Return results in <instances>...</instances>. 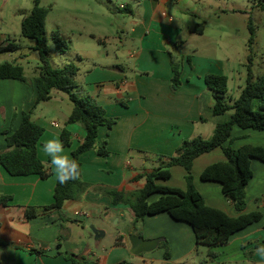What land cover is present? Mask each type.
Wrapping results in <instances>:
<instances>
[{
  "label": "crops",
  "instance_id": "0c3cea01",
  "mask_svg": "<svg viewBox=\"0 0 264 264\" xmlns=\"http://www.w3.org/2000/svg\"><path fill=\"white\" fill-rule=\"evenodd\" d=\"M0 1L2 6L9 2ZM134 1L138 6L137 10L131 4H126L123 8L132 17L137 18L130 22L132 26L129 32L123 29L125 40L121 42L119 53L115 52L118 55L102 57L85 71L75 63L79 67L76 77L78 93L89 95L98 105L105 108L109 117L116 118L112 129L104 126L99 128L98 145L106 143L109 155L100 156L93 150L81 155L82 179L90 188L79 200L65 203L63 216L66 220L63 221L53 213L45 218L27 221L24 217V207L45 206L54 202L57 181L52 167L45 162L48 158L41 150L43 142L53 138L62 142V130L68 129L71 133V145L64 146V149L71 158L72 152L86 135L81 124H67L73 106H68V112L56 111L54 116L45 112L38 113L41 104L62 102L65 98L62 96L69 98L67 94L53 91L49 101L40 103L33 110L31 118L45 129L39 140L37 153L50 171V176L47 179H42L37 174L13 176L0 167V194L11 196L8 206L0 208V241L5 243L0 245V264H76L65 257L67 253L86 258L87 261L82 264H118L122 261L130 264H172L184 261L185 257L198 250L199 245L189 224L176 221L167 213H161L147 216L134 226V214L128 205H114L111 197L96 189L123 188L128 191L127 183L144 181L145 184L144 179L135 181L134 178L157 167L161 157L164 159L175 155L184 140L197 136L210 138L217 124L230 119L231 112L214 115L213 93L205 83L207 74H222L228 77L227 97L231 101L240 96L243 86L240 87V83H236L237 79L233 77L228 58L227 61H222L204 56L201 48L204 42L201 39L207 37L206 29L202 25L206 22L201 24V16L182 9L183 0ZM176 7L178 9L174 15L172 11ZM1 36L6 37V34ZM128 39L137 46L126 47ZM3 44L6 42L0 45ZM217 47L227 54L221 43H217ZM120 52L124 55L120 56ZM79 59L85 60L87 57L79 54ZM180 60L183 63L182 85L173 91L172 63ZM2 63L4 62H0ZM12 63L24 68L30 84L13 79L0 81V154L7 150L2 132L8 126L9 131H14L20 126L23 112L33 107L37 96L32 83L40 64L27 75L26 65L28 66L29 62L26 61V55H17ZM238 89L237 96L234 97L233 91ZM232 138L235 148L247 144L264 146V131L235 126ZM223 160V151L220 148L215 149L197 158L192 172L194 173V168L198 166L196 173L205 184L202 185V190L196 187L207 205L235 217L238 214L232 202L224 197L221 185L217 182H205L200 178L207 166ZM148 162L152 163L151 168H146ZM138 168L139 171L132 176V170ZM251 168L253 178L247 186L245 213L260 211L263 217L261 221L233 234L230 242L221 246L226 249L240 247L235 258L225 256L223 264H264V260L256 255V245L264 239V162L252 159ZM175 170L184 180L182 185L176 188L185 190L186 171L181 166L172 167L171 179ZM170 180L158 181V184L169 186ZM157 198L158 195H154L150 200ZM126 214L131 215L134 230L132 235L141 233L144 239L162 238L166 237L164 227L174 228L182 223L189 228L184 230H187L191 244H185L177 256L169 260L165 259L164 252L156 251L160 245L150 252L133 255L129 236L119 232L109 248H102L101 239L106 236L110 221L117 217L119 223L125 219ZM84 217L97 225V229L102 231L104 236L96 238L94 233L88 232L89 229L85 225L80 226L78 219ZM76 228H80L79 234L76 233ZM53 249L58 251L56 255L45 254L47 250ZM32 250H41L44 253L39 254Z\"/></svg>",
  "mask_w": 264,
  "mask_h": 264
},
{
  "label": "trees",
  "instance_id": "16d2710c",
  "mask_svg": "<svg viewBox=\"0 0 264 264\" xmlns=\"http://www.w3.org/2000/svg\"><path fill=\"white\" fill-rule=\"evenodd\" d=\"M257 1L256 6L264 11V0ZM23 20L21 24V36L35 41L32 47L40 56L41 65L38 67L34 83L36 100L33 107L22 114L20 126L14 130H4L7 150L0 154V167H3L13 176H28L37 174L42 179L50 176V171L40 160L37 146L45 129L35 123L32 112L42 103L52 98L53 91L63 92L68 95L72 103V111L67 124H81L86 135L82 143L72 152V159L80 165V178L70 180L66 184L56 183L54 190V202L45 206L24 207V217L27 221L37 218H45L56 213L63 221V207L67 201L79 200L90 188L83 181L81 175V155L87 151H95L100 156H108L106 143L98 145L99 128L104 126L112 129L116 124V118L109 117L103 106L98 105L89 95L78 93L76 77L79 67L75 63H68L63 67H54L50 60V49L47 44L46 16L47 9L41 6V0H34V6L30 12L21 11ZM249 51L247 63V80L240 96L234 101L229 100L228 77L222 74H207L205 83L213 93L214 115H222L231 112V117L224 123L217 124L210 138L197 136L186 139L177 149L175 155L161 157L159 164L150 172L138 175L135 181L145 180L143 187L126 191L119 188H97L99 192L111 197L114 205H128L134 214V226L143 221L147 216H156L167 213L172 219L189 224L195 234L197 245H205L209 248L208 257L216 258L215 249L227 245L231 236L248 226L261 221L263 215L260 211L245 213L247 208V186L253 178L251 160L258 159L264 162V146L247 144L239 148L233 145L232 132L235 126L242 129L264 131V73L257 78L252 72L253 45L256 38V29L252 19L249 20ZM96 38L95 36H93ZM98 38V37H97ZM52 40L57 49L65 53L69 50L66 40L58 31L52 35ZM101 43L104 39L98 38ZM22 48L20 43L9 41L0 45V54L16 52ZM173 77L171 88L178 90L182 85L183 63L180 60L172 63ZM13 79L30 84L22 66L11 62L0 64V81ZM61 140L64 146L71 145V133L63 128ZM220 148L225 160L207 166L201 173V180L205 182H217L221 185L224 197L231 201L238 216H229L225 211L207 205L205 198L194 183L192 172L194 161L201 155ZM181 166L185 169L187 188L180 189L158 184V181L171 179V168ZM158 198L151 201V197ZM11 196L0 194V208L7 207ZM138 236L142 237L139 233ZM0 245H5L0 241ZM168 241L164 239L159 247H165L164 257L169 260L171 255L168 250ZM264 245V239L256 245V248ZM39 254L41 250H32ZM65 257L76 263L87 261L84 257L74 254H65ZM203 261L201 264H205ZM118 264H130L122 261Z\"/></svg>",
  "mask_w": 264,
  "mask_h": 264
},
{
  "label": "rangeland",
  "instance_id": "374dc122",
  "mask_svg": "<svg viewBox=\"0 0 264 264\" xmlns=\"http://www.w3.org/2000/svg\"><path fill=\"white\" fill-rule=\"evenodd\" d=\"M126 4H131L136 10L138 9L134 0H41V6L47 9L46 34L51 64L59 68L73 62L85 71L91 67L93 62L102 57L117 56L118 54L115 52L119 51L122 47L121 42L125 40L123 29L125 28L129 32L132 26L130 22L137 18L132 17L126 9H123ZM256 4L257 1L253 0H183L181 5L182 9L201 16V24L206 22L202 25L206 29L207 37L201 39L204 42V45H201L204 56L221 59L222 61H227L228 58L233 77L237 79V84L240 83V87L246 85L248 74L247 63L250 54L248 44L250 31L248 26L250 19H252L256 29L252 72L255 78L262 76L264 73V11L260 10ZM33 6L34 0H9L4 6L1 5L0 1V44L15 41L22 46L16 52L0 54V62L12 63L17 55L24 54L26 55V61L29 62V65H26L27 75L38 64L41 65L39 53L31 47L33 44L35 45V41L21 36V21L23 18L21 11L30 12ZM177 9L178 7L173 8L172 14L175 15ZM56 31L60 33L69 46V50L64 54L57 49L52 40V35ZM1 34H6V37H2ZM97 37L104 39V43H101ZM217 43H221L225 47L227 54L220 51ZM134 46H137V44L128 39L126 47ZM79 54H82L85 58L87 57V59H79ZM122 55L124 53L120 52V56ZM232 88L233 83L230 85V92ZM238 91L239 89L233 91L234 97L237 96ZM62 97H65L62 102L54 101L46 105L41 104L38 107V113L45 112L54 116L56 111L68 112V106L72 107V103L66 96ZM9 128L8 126L4 130H9ZM151 164L150 162L146 163V168H151ZM134 166L136 165L134 164ZM197 170L198 166L194 168V183L202 190V185L205 183H202L198 178ZM138 171L139 168L133 169L132 176ZM183 181L182 175L175 170L168 185L180 187ZM143 184L144 181H140L139 183H127L126 186L128 191H134L141 188ZM78 220L80 226L85 225L89 229V233H93L92 226L97 229V225L90 223L85 217ZM110 222V227L106 229V236L101 239L102 248H109L115 242L119 232H122L124 236L128 235L130 241V236L134 231L131 224V215L126 214L125 219L119 223L117 217ZM178 225L174 228L164 227L166 237L162 238L168 241L170 259L175 258L185 244L188 246L191 244L188 232L184 230V228L189 229L188 226L182 223L181 226ZM76 229V233L79 234L80 228ZM89 239L91 240V238ZM156 251L165 253L166 248L161 246ZM208 251L207 246L199 245L198 250L193 255L185 257L184 261L180 263L174 262L172 264H201L203 261H206L205 264H223L225 256L235 258L240 251V247L234 246L230 249L219 247L215 249L218 256L214 259L208 257ZM154 264L164 263L155 262Z\"/></svg>",
  "mask_w": 264,
  "mask_h": 264
},
{
  "label": "clouds",
  "instance_id": "9594fccd",
  "mask_svg": "<svg viewBox=\"0 0 264 264\" xmlns=\"http://www.w3.org/2000/svg\"><path fill=\"white\" fill-rule=\"evenodd\" d=\"M41 150L48 158L45 162L52 167L58 183L63 185L80 178V165L65 153L64 145L58 138L45 140ZM256 255L264 260V245L256 249Z\"/></svg>",
  "mask_w": 264,
  "mask_h": 264
},
{
  "label": "water",
  "instance_id": "95a60500",
  "mask_svg": "<svg viewBox=\"0 0 264 264\" xmlns=\"http://www.w3.org/2000/svg\"><path fill=\"white\" fill-rule=\"evenodd\" d=\"M91 229L96 238L104 236V233L95 227L92 226ZM163 240V238L144 239L136 234H133L130 236V241L132 243L131 253L133 255H139L145 252H150L156 249ZM57 253L58 251L56 249L47 250L45 252L46 255H56Z\"/></svg>",
  "mask_w": 264,
  "mask_h": 264
}]
</instances>
